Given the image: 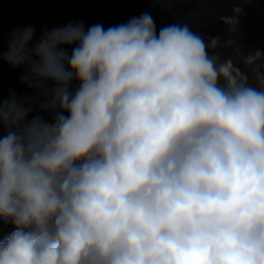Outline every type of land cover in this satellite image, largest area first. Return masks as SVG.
I'll return each mask as SVG.
<instances>
[{"label":"clouds","instance_id":"clouds-1","mask_svg":"<svg viewBox=\"0 0 264 264\" xmlns=\"http://www.w3.org/2000/svg\"><path fill=\"white\" fill-rule=\"evenodd\" d=\"M34 36L0 46L38 90L0 96V264H264V75L150 13Z\"/></svg>","mask_w":264,"mask_h":264},{"label":"trees","instance_id":"trees-1","mask_svg":"<svg viewBox=\"0 0 264 264\" xmlns=\"http://www.w3.org/2000/svg\"><path fill=\"white\" fill-rule=\"evenodd\" d=\"M17 11L11 22L4 23L0 17V46L8 51L9 34L27 26L35 28L34 41H38L44 29L63 27L70 22H83L85 29L94 24L109 26L127 23L132 17L150 13L155 21L156 31L171 24H188L191 31L202 36L206 43L219 38L215 49L209 54L219 55L220 59L231 60L248 76L256 77L257 71L264 75V56L255 64L245 65L244 59L259 50L264 53V0H0ZM16 3V4H15ZM15 4V5H14ZM70 5L73 11H61L62 6ZM29 7L27 10H20ZM242 13L235 16L234 10ZM228 19H232L227 23ZM235 29V30H233ZM231 40V45L227 41ZM69 52L71 47L68 48ZM25 67H13L7 60L0 61V96L4 100L15 94L17 99L32 104L38 99V90L30 87L21 77ZM257 79V77H256ZM78 87L73 82L72 90ZM29 118H31L29 116ZM5 134L7 129L5 128ZM9 225L13 226L9 223Z\"/></svg>","mask_w":264,"mask_h":264},{"label":"rangeland","instance_id":"rangeland-1","mask_svg":"<svg viewBox=\"0 0 264 264\" xmlns=\"http://www.w3.org/2000/svg\"><path fill=\"white\" fill-rule=\"evenodd\" d=\"M16 4V3H15ZM14 4V5H15ZM27 9H29V7H24V8H22V9H20V10H27ZM62 10V11H73V8H72V6H70V5H67V6H62L61 8H59V10ZM60 10V11H61ZM15 11H17V8L14 6L13 7V5H9V4H7L5 1H2V2H0V17L2 16V18H3V22L4 23H6V22H11V20H12V18H9V17H13V15H14V13L13 12H15ZM242 13V11H241V9L240 8H236L235 10H234V15L235 16H237V15H239V14H241ZM232 21V19H228L227 20V23H230ZM249 84L251 85V86H254V87H257V88H260L261 87V85H260V83H259V81L256 79V77H251V81H249ZM36 101V100H35ZM34 102V101H33ZM32 102V103H33ZM14 230V226H11V225H9V223H0V233H2L4 236H7L8 234H10L12 231Z\"/></svg>","mask_w":264,"mask_h":264}]
</instances>
